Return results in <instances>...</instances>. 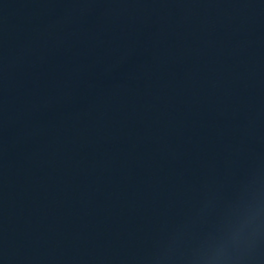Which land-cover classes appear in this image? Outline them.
<instances>
[{
  "label": "water",
  "instance_id": "1",
  "mask_svg": "<svg viewBox=\"0 0 264 264\" xmlns=\"http://www.w3.org/2000/svg\"><path fill=\"white\" fill-rule=\"evenodd\" d=\"M0 264H264V0H0Z\"/></svg>",
  "mask_w": 264,
  "mask_h": 264
}]
</instances>
